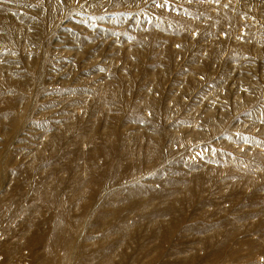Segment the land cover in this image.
<instances>
[{"label": "rangeland", "instance_id": "rangeland-1", "mask_svg": "<svg viewBox=\"0 0 264 264\" xmlns=\"http://www.w3.org/2000/svg\"><path fill=\"white\" fill-rule=\"evenodd\" d=\"M50 225L69 264H264V0H0V264Z\"/></svg>", "mask_w": 264, "mask_h": 264}, {"label": "bare ground", "instance_id": "bare-ground-1", "mask_svg": "<svg viewBox=\"0 0 264 264\" xmlns=\"http://www.w3.org/2000/svg\"><path fill=\"white\" fill-rule=\"evenodd\" d=\"M62 231H63L62 228L59 230L58 226L50 225L48 237L50 238L51 243L50 244H45V243L43 244V246L46 249V252H44V254L41 258L40 264H69L66 262V260L68 258V242L66 241L67 242V244H66L65 242L62 241V239H63V236H62L63 232ZM61 241L64 244H66V248H63L64 249V255L59 257V256H56L54 254V249H56V248L53 247V244L56 246V244L61 243ZM63 243H62V245H63ZM58 245H60V244H58ZM59 247H62V246H59Z\"/></svg>", "mask_w": 264, "mask_h": 264}]
</instances>
